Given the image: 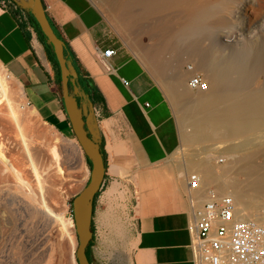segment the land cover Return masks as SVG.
<instances>
[{
    "label": "crops",
    "instance_id": "obj_1",
    "mask_svg": "<svg viewBox=\"0 0 264 264\" xmlns=\"http://www.w3.org/2000/svg\"><path fill=\"white\" fill-rule=\"evenodd\" d=\"M42 1L76 72L104 100L93 104L106 164L103 189L109 180L120 184L126 220L135 227L131 264H194L187 226L202 202L194 204L173 162L181 137L170 100L112 27L116 0ZM108 49L115 53L109 59L103 56ZM0 64L48 126L76 138L63 105L59 66L26 3L0 0Z\"/></svg>",
    "mask_w": 264,
    "mask_h": 264
},
{
    "label": "bare ground",
    "instance_id": "obj_2",
    "mask_svg": "<svg viewBox=\"0 0 264 264\" xmlns=\"http://www.w3.org/2000/svg\"><path fill=\"white\" fill-rule=\"evenodd\" d=\"M18 1L31 3L30 0ZM216 1L219 9L227 7L224 0ZM213 4L215 6V2ZM210 5L206 0H116L111 18L143 65L149 67L165 87L174 108L173 112L179 121L182 145L196 146L197 151L205 154L203 162L199 163L205 165L203 169L207 172H204L201 180L195 181V186L189 191L194 204L199 206L209 198L212 191L230 196L235 201V214L238 218L253 220L264 226V210L263 207L260 208V204L264 202V130L261 129L264 127V49L261 45L259 49L254 47L264 42V0H245L244 5L254 10L252 18H247L246 14L243 17L230 15L237 23L238 19L249 22L247 28L238 25L232 34L219 37L204 46L203 33L208 26L206 20L209 21L215 13ZM171 9H177L175 14L181 16L182 21L175 27L161 29V39L154 45L146 46L142 34L148 29V25L142 20L158 15V21L164 22L170 15L165 12ZM172 16L174 17V14ZM212 22L215 26L225 23L222 19ZM180 38L184 40L183 43H179ZM165 50L172 52L171 60L163 59L162 53ZM196 73L203 74L207 81L206 91H193L188 88L187 80ZM19 101L28 103L22 86L0 64V107L5 106L7 115L17 128L21 146L34 167L27 138L28 112L23 113ZM30 114L38 115L33 107H30ZM56 151L55 148L52 149L54 156L59 157ZM194 171L195 169H190L185 173L182 170V174L189 181V175ZM18 172L13 160L7 157L0 145V177L3 176L4 179L7 173L17 175ZM118 188L119 185L113 182L104 192L102 200L108 207L119 193ZM43 207L45 209L40 210L48 220L53 223L60 221L64 233L69 232L61 217L54 214L45 204ZM102 217H112V220H115L112 213L106 212ZM55 227L51 229L54 230ZM47 235L44 240H28L25 244L17 240L16 246L19 250L26 249L32 254L40 252L39 250H43L40 247L44 241L52 238L49 239ZM21 239L23 240L22 236ZM100 243L104 249L109 247L105 240H100ZM48 244V247L44 248L46 254L48 252L45 259H52L51 253L57 250H54V238ZM21 256L19 259H13V264H20ZM7 257L0 254V264H8L10 261Z\"/></svg>",
    "mask_w": 264,
    "mask_h": 264
},
{
    "label": "rangeland",
    "instance_id": "obj_3",
    "mask_svg": "<svg viewBox=\"0 0 264 264\" xmlns=\"http://www.w3.org/2000/svg\"><path fill=\"white\" fill-rule=\"evenodd\" d=\"M206 1L211 4L210 6L215 10V13L214 16L212 15V17L209 18V21L206 20L208 26L203 33L205 35V40L203 41L204 46H207L209 42H212L219 37L229 35L230 33L232 34L235 32L234 30L238 25L241 26V28H247V26H249L250 23L246 20L243 21V19H238L239 23H237L234 21L235 19L230 16L231 14L236 17H243V15L246 14L247 18H252L254 15V10L244 5L245 0H224L227 7L223 9H221V7V10L218 8L216 0ZM213 2H215V6ZM171 10L165 12V14L167 13V15H170L167 16V19L164 22L160 23L158 21V15L148 16L146 19L142 20L143 23L148 25V29H146L148 33L145 31L144 34H142V39L146 46L154 45L161 39L163 35V30L161 29L165 30L168 26L175 27L182 21L180 19L181 16L175 14L177 9H173L174 11ZM172 14H174V17ZM220 19L225 23L218 26L213 25L212 21ZM156 20L158 22H156ZM115 24L116 23L112 20V27L117 36L126 46L127 50L136 58L137 55L135 54V51L127 44L123 32L119 30ZM251 30H254V28H251ZM183 42L184 40L180 38L179 43ZM260 42L261 41H258V43ZM260 45L261 47L263 46L262 48L264 49V42L254 47L259 49L258 47ZM172 55L173 54L170 50H165L162 53L164 60H171ZM145 68L166 92L165 87L161 84L160 80L152 70L146 66ZM261 82H263V79ZM161 87L160 90L163 92ZM166 95L168 97L167 100H170L169 102H171L167 92ZM19 103L24 105H20V107H22L21 110H24L23 113L28 112L26 126L29 135H27V138L30 143L33 141L31 144L29 143V149H31V157L35 166L33 167L27 152H25L21 146V139L19 138L17 128H15L14 123L12 124V120L7 115L5 106L1 105L0 145L3 147L4 153L7 157L13 160L14 166L18 169V173L20 174L18 175V173H16L17 176L15 173H7L4 179H2L3 176L0 177V254L5 257L8 256V261H10L8 264H13V259H19V256L21 255L20 259H22V261H20V264H46L45 262H47V264H78L76 259L78 238L74 226V220L71 217L69 202L88 183L90 179L91 165L76 138L62 137L53 127L48 126L39 115L30 114L31 106L28 105V103L21 101H19ZM25 105L28 106L27 109L29 110L24 109L26 108ZM173 113L175 117H177L176 113ZM176 121L180 130L178 118H176ZM261 129L264 130V127ZM191 146H189V144L182 145L181 143L177 152L173 155V162L178 169L179 176L182 174V170L186 173L190 169H195V171L189 175V181L186 179V176H183V174V178L180 176L188 193L194 187L191 185V177L195 175L196 180H201L204 172H207V170L203 169L205 168V165L199 163V161L203 162L205 158L204 152L197 151L198 147L196 146L190 148ZM53 148L57 150L56 152L59 157L54 156V153L52 152ZM195 155H197V157ZM221 163L222 162L220 161V164ZM182 168L187 169L185 171ZM110 185L112 184L109 180L108 186ZM105 191L106 188L98 193V203H96L97 207L94 214L95 224H93V239L87 249L88 258L92 264H113V262H116L117 264H131L130 251L134 245L135 227L133 224H129L126 220L125 203L122 191H119L118 195H115V199L109 207L102 200ZM43 204L52 210L54 214L63 219L69 232H66V234L64 233L65 231H63L60 221H58V223H53L42 214L41 210L45 209ZM260 208L264 210V202L263 204H260ZM106 212L112 213L115 220L113 221L112 217H102V215H106ZM116 224H118V226H116ZM54 226L56 227L52 230L51 228ZM60 229H62V231ZM117 229L118 231H116ZM48 233L50 236L47 235ZM45 235H47L49 239L51 237L54 238V241L56 242L54 250H57L51 253V256L53 255L52 259H45L47 258L48 252L46 254L44 249L48 247L49 242H52V238L48 241H44L47 244H42L43 248L42 246L40 248L43 250H39L40 252L37 251L34 254L26 249L25 251H22L21 249L19 250V247L16 246L18 241L24 243L25 241L33 240V242H36L42 240ZM21 236L23 237V240L21 239ZM100 240H105L107 245L109 244V247L104 249ZM16 247L19 252L18 250L16 251ZM116 255H119L118 258ZM113 256L116 258L114 259Z\"/></svg>",
    "mask_w": 264,
    "mask_h": 264
},
{
    "label": "water",
    "instance_id": "obj_4",
    "mask_svg": "<svg viewBox=\"0 0 264 264\" xmlns=\"http://www.w3.org/2000/svg\"><path fill=\"white\" fill-rule=\"evenodd\" d=\"M18 1V0H17ZM31 15L40 31L53 48L60 71V83L63 105L68 120L85 156L90 162V179L86 186L73 197L72 212L78 238L76 259L78 264H91L87 249L93 239L94 200L102 191L106 176V164L102 141L96 128V116L93 103H87L76 83L77 73L67 65L65 42L52 27L42 0H30ZM24 4V3H23ZM80 98V102L78 101ZM83 102V103H82ZM87 113V114H86Z\"/></svg>",
    "mask_w": 264,
    "mask_h": 264
},
{
    "label": "built area",
    "instance_id": "obj_5",
    "mask_svg": "<svg viewBox=\"0 0 264 264\" xmlns=\"http://www.w3.org/2000/svg\"><path fill=\"white\" fill-rule=\"evenodd\" d=\"M114 54V50L108 49L103 56L109 59ZM123 83L129 84L125 80ZM187 85L193 91L208 89L201 73L193 74ZM195 180L193 175L192 186H195ZM235 213L236 204L232 197L209 193L196 219L187 226L194 237V264H264V226L238 218Z\"/></svg>",
    "mask_w": 264,
    "mask_h": 264
},
{
    "label": "trees",
    "instance_id": "obj_6",
    "mask_svg": "<svg viewBox=\"0 0 264 264\" xmlns=\"http://www.w3.org/2000/svg\"><path fill=\"white\" fill-rule=\"evenodd\" d=\"M44 5V4H43ZM33 21L35 22V24L37 25L36 21L34 20L33 18ZM51 23V22H50ZM52 25V24H51ZM38 26V25H37ZM53 27V25H52ZM54 28V27H53ZM39 31H40V28H39ZM41 32V31H40ZM42 34V32H41ZM58 35V34H57ZM43 38L45 39V41L47 42V44L50 46L51 48V51L53 53V48L52 46L50 45V43L48 42V40L44 37V35L42 34ZM59 36V35H58ZM64 54L66 56V63L69 66L73 67V69L75 70L74 68V58H73V55L71 54L69 48L66 46V50L64 51ZM53 56H54V53H53ZM55 58V56H54ZM56 60V59H55ZM57 62V61H56ZM76 72V70H75ZM77 73V72H76ZM76 83L77 85L79 86V89L81 91V93L83 94L84 96V100L85 102L87 103H93L95 105H100V104H103L104 105V100L96 93V91L94 90V87H93V83L88 79V78H85L82 74L80 73H77V76H76ZM88 160V159H87ZM89 162V160H88ZM90 163V162H89ZM98 197L99 195L97 194L96 197H95V200H94V213H95V203L97 202L98 200ZM72 202H73V199L70 200V213H71V217L73 218L74 220V216H73V212H72Z\"/></svg>",
    "mask_w": 264,
    "mask_h": 264
},
{
    "label": "flooded vegetation",
    "instance_id": "obj_7",
    "mask_svg": "<svg viewBox=\"0 0 264 264\" xmlns=\"http://www.w3.org/2000/svg\"><path fill=\"white\" fill-rule=\"evenodd\" d=\"M80 100H81V99H80V98H78V101H79V102H80ZM82 103H83V102H82ZM86 114H87V113H86Z\"/></svg>",
    "mask_w": 264,
    "mask_h": 264
}]
</instances>
